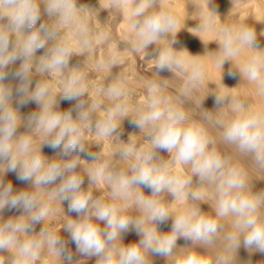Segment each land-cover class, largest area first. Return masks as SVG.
I'll return each mask as SVG.
<instances>
[{"label": "clouds", "instance_id": "obj_1", "mask_svg": "<svg viewBox=\"0 0 264 264\" xmlns=\"http://www.w3.org/2000/svg\"><path fill=\"white\" fill-rule=\"evenodd\" d=\"M128 10L131 18L130 29L134 31L139 49H146L158 42L165 34L176 27L174 17L163 11L149 12L154 0H115ZM46 11L49 15L57 14L62 22H67L76 13L75 0H48ZM40 18V9L36 0H0V19H6L7 25L0 29V82L9 73L4 71L9 65L23 58L14 75L21 81L16 92L19 104L34 101L41 105L40 113L33 114L37 129L45 135L47 146L61 148L65 155L72 152L84 153V129L90 127V112L79 111L73 119L71 110H55V100L49 98L47 85L38 84L34 91H29L28 74L31 65L28 62L38 49L44 48L47 40L54 38V33L44 32V25L36 29ZM25 29H34L27 33L22 45L9 49L10 34ZM87 39L84 44L87 45ZM217 67L237 58L244 49H256L255 29L224 28L220 38ZM44 58L43 68L52 71L62 70L67 66L73 54L72 46L60 43L49 50ZM191 65L188 85L196 87L204 78L202 63L190 61L186 53H177L173 49L163 51L156 61V67L163 70L185 68ZM240 72L256 83L260 94L264 95V51H257L242 66ZM235 75L234 72H229ZM82 76L73 73L68 81L63 98L73 100L83 95ZM189 89L186 87L185 91ZM149 99L144 109L130 120L135 127L150 134V144L136 152L134 146H125L122 156H135L131 166V175L123 172L113 174L108 164L101 163L89 171V180L98 182L107 180L112 187L113 200L127 201L143 185L151 189L152 197L139 195L136 203L143 215L133 219L123 214L127 203H106L93 199L90 191L82 189L83 177L76 173L79 157L71 160H48L42 152L33 146L30 136L17 134L21 117L12 107V90L0 83V170L15 172L17 179L31 181L35 191L14 192L12 183L4 184L0 180V210L4 208H22L28 215L9 218L0 223V251L13 254L12 264H35L39 253L47 245L54 255L65 252V242L58 234L45 232L38 236H28L29 229L36 223L48 218L50 203L43 199L46 186L60 183L49 193V201L58 199L68 201V210L78 214L77 219H68L65 230L70 234L78 253L96 256L97 264H150L148 253L168 257L173 254L177 240L184 238L193 242L211 244L218 235L220 220L231 217L232 231L226 239L230 250H238L241 245L248 250L264 253V194L252 193L247 188L246 174L243 169L229 164L213 144L206 129L195 122H187L184 110L160 93L158 87L149 90ZM112 99L122 95V88L114 84L108 90ZM226 92L215 97L217 105L224 102ZM79 107V105L77 106ZM98 105L93 104L92 109ZM233 118L224 125L223 139L233 144L246 154H251L255 161L264 166V107L248 108L241 101L231 103ZM129 109L122 103H116L108 109L104 119L96 123L99 137H109L119 127V119L127 116ZM155 150H164L172 154L178 163L191 165V172L216 185L217 206L215 217L204 215L197 207L186 209L173 220L169 233H160L156 224H163L170 216V209L156 197L167 190L174 196L183 197L191 183V177L182 178L171 173L167 164L153 162ZM193 199H202L200 192L192 193ZM96 221L104 222L101 228ZM135 230L141 239L137 243L117 244L121 235ZM21 237H24L23 239ZM71 259V254H68ZM0 264L3 258L0 257ZM176 264H210L208 258L197 252H189L177 259Z\"/></svg>", "mask_w": 264, "mask_h": 264}, {"label": "bare ground", "instance_id": "obj_2", "mask_svg": "<svg viewBox=\"0 0 264 264\" xmlns=\"http://www.w3.org/2000/svg\"><path fill=\"white\" fill-rule=\"evenodd\" d=\"M36 2L40 9V18L35 28L38 29L43 24L42 36L46 32L55 35L28 61L31 65L28 74L29 91H34L38 84L47 85L49 98L55 100V110H71L73 119L77 118L79 111L90 112V127L84 129L86 151L65 155L61 148L52 149L47 146L45 141L48 138L37 129L35 121L30 120L33 114L40 113L41 105L34 101L19 104L20 94L16 89L21 81L14 73L19 70L23 58L4 69L9 75L0 83L12 90L10 104L17 109L21 117L17 134L30 136L33 146L50 161L71 160L78 156L79 163L75 171L83 177L82 189L90 191L93 199L106 203H127L128 207L123 214L134 220L142 217L143 213L136 201L141 193L145 197H152L151 189L138 185L127 201H114L111 184L107 180L92 182L88 174L95 166L105 162L113 174H132L131 166L135 163V156L125 158L121 153L125 146H134L135 151L139 152L150 144L148 130L135 127L130 120L145 108L149 90L153 86L158 87L163 96L184 110L187 122L198 123L206 129L214 142L210 144V148L215 147L228 159L230 165L244 170L248 190L255 194H264V166L258 164L251 154L240 152L235 145L226 142L222 137L224 125L234 116L231 108L233 101H241L252 109L264 107V95L260 94L258 85L250 82L240 72V66L252 55L257 51H264V0H154L149 12L163 11L170 14L175 19L176 27L146 49L138 48L135 33L130 29L131 18L128 10L115 0H75L76 13L67 22H62L57 14L47 13L48 0ZM7 23L6 19H0V29L5 28ZM233 27L255 29L258 47L244 49L237 58L218 68L217 41L224 28ZM31 30L34 29L12 32L9 49H18ZM85 39L88 41L87 45L84 44ZM60 43L73 48L67 66L59 71L44 69V58L50 55L51 48ZM167 49H173L177 53L184 52L188 60L202 63L204 78L196 87L188 85L191 65L163 71L156 67L158 57ZM230 71L236 74L230 75ZM73 73L82 76L81 84L85 90L83 95L76 99L66 100L63 95ZM114 84H119L122 88V95L118 99H112L108 95L109 88ZM186 87L188 91H185ZM222 92H226L227 97L223 103L217 105L215 97ZM116 103L125 105L129 109L128 114L119 119V127L115 133L101 138L96 132V123L104 119L108 109ZM93 104L98 105L94 110ZM155 151L154 163L167 164L174 175L191 177V183L183 197L174 196L167 190L156 197L170 209L168 220L163 224H156L158 231L169 233L174 218L191 207H197L204 215L215 217L218 199L216 185L201 181L198 176L192 174L190 164L178 163L167 151ZM0 180L4 184L11 182L14 192L35 191L31 181L18 180L15 172L0 170ZM59 183L58 179L54 184L46 186L42 195L43 199L50 203L51 212L48 218L29 229L28 236H38L42 229L58 234L65 242V252L54 255L45 245L35 264H97L98 257L77 252L70 234L65 230L67 220L77 219L78 214L68 210L66 200L49 201L48 193ZM193 192H200L203 198L193 199ZM27 215L22 208L6 207L0 210V223L9 218ZM231 220V217L220 220L222 227L211 244L179 238L171 256L148 253L150 264H176L177 259L193 251L208 258L210 264H264V253L245 249L243 245L238 250L228 248L226 237L232 231ZM96 222L101 228L105 227L104 222ZM140 239L141 236L130 229L121 235L117 244L137 243ZM0 257L3 258V264H12L11 252L0 251Z\"/></svg>", "mask_w": 264, "mask_h": 264}]
</instances>
